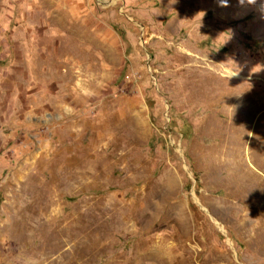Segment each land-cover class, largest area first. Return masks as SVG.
Instances as JSON below:
<instances>
[{"label": "rangeland", "instance_id": "rangeland-1", "mask_svg": "<svg viewBox=\"0 0 264 264\" xmlns=\"http://www.w3.org/2000/svg\"><path fill=\"white\" fill-rule=\"evenodd\" d=\"M0 264H264V0H0Z\"/></svg>", "mask_w": 264, "mask_h": 264}]
</instances>
